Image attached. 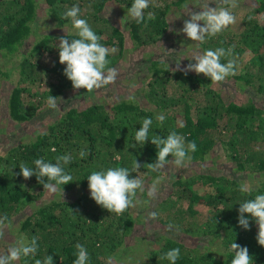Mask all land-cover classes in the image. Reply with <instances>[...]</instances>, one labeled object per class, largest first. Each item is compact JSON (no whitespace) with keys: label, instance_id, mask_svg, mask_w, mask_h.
<instances>
[{"label":"trees","instance_id":"1","mask_svg":"<svg viewBox=\"0 0 264 264\" xmlns=\"http://www.w3.org/2000/svg\"><path fill=\"white\" fill-rule=\"evenodd\" d=\"M41 1L61 28L58 32L38 31L35 20L39 0H0V84L18 69V81L8 98L9 114L17 121H30L46 108L49 95L59 100L72 88L59 55L52 61L46 59L59 51L60 37L79 38L71 19L64 16L73 5L79 6L80 18L102 37L100 43L116 49L108 57L109 67H113L124 52L128 34L138 46L160 40L170 28L168 14L172 7L182 8L188 0H150L145 20H132L128 32L102 13L112 0ZM116 1L127 8L133 3ZM246 3L250 10L242 32L228 27L216 36L206 37L200 45L204 51L232 49V55L221 62L235 60L236 74L227 79H234L240 89L248 92L247 97L229 98L209 77L195 72L185 75L155 59L149 67L148 105L136 104L132 99H119L110 105L100 100L85 106L70 105L32 139L0 152V217L7 215L10 224L18 222L19 233H24L26 240L38 238L35 256L22 257L20 264H35L36 259L43 261L48 255L53 257V264H73L77 243L87 249L89 264H106L109 257L129 247V238L136 237L137 221L142 217L141 210L136 212V203L146 187L137 193L135 207L117 215L91 199L87 177L110 167H127L131 172L135 160L141 167L131 172L130 178H140L144 186L165 173L146 167L157 159L156 146L150 140L143 145L135 141V132L145 118L153 120L149 138L153 134L166 138L175 131L186 144L195 141L197 150L189 153L191 160L186 162H202L217 147L218 155L224 154L229 161L230 170L190 173L193 169L185 168L171 174L168 193L158 201L154 212L162 220L161 212L167 211L163 223L174 227L179 235L156 236L142 264H170L162 257L173 248L180 249L176 264H231L233 242L248 248L253 264H264V247L257 242L255 221L249 217L250 230L238 224L239 204L264 194V0ZM148 12L154 13L155 19L148 20ZM249 53L251 57L242 65ZM12 57L16 58L10 67L1 62ZM1 109L0 94V113ZM158 114L165 116L162 125L156 120ZM82 150L86 152L83 158L79 155ZM65 154L72 157L64 167L73 180L59 186L56 193L47 191L50 199L46 201L47 189L35 175L27 180L19 175V165L35 168L36 159L55 163L57 156ZM168 159L173 157L169 155ZM42 179L48 182L46 177ZM198 181L209 183L212 190L199 192L195 188ZM242 183H248L252 191L242 193ZM63 193L72 196L64 197ZM200 204L207 207L206 212L197 207Z\"/></svg>","mask_w":264,"mask_h":264},{"label":"clouds","instance_id":"2","mask_svg":"<svg viewBox=\"0 0 264 264\" xmlns=\"http://www.w3.org/2000/svg\"><path fill=\"white\" fill-rule=\"evenodd\" d=\"M228 7H209L204 4L200 11H192L188 5L187 14L190 19L184 21L181 31L194 42L203 44L206 37H213L226 30L230 25L236 23V17L230 9L238 6V0H221ZM150 0H133L128 15L137 23L145 20V10L149 8ZM66 18H70L73 27L77 30L79 38L69 40L67 37L59 38V63L66 65L64 75L71 81L75 90L86 89L87 92L99 90L105 86L115 83L118 71L114 67H109V55L115 53L116 49H109L100 43L102 37L98 36L87 20L80 18V8L73 5L64 13ZM147 19H155L152 12L147 13ZM252 19V17H249ZM203 22V26L199 22ZM171 30V29H170ZM232 55V49L217 48L215 50H206L203 53L193 52L192 60L195 63H189L181 68L176 64L173 71H182L185 75L189 72L203 74L209 77L212 83H221L229 76L236 74L235 60H228L222 63L221 59ZM47 105L51 109L58 108L57 97L49 95ZM156 120L162 125L165 116L158 114ZM151 118L143 119L142 126L135 132V141L137 144H145L148 140L157 148V159L155 163H148L146 167L150 171H159L165 168L168 163L177 167H184L186 161L191 160L189 153L195 152L197 146L195 141L185 143L183 136L171 131L166 138L153 134L149 138V132L152 127ZM182 126V125H181ZM135 147V145H133ZM83 158L85 151L79 153ZM171 155L172 160L168 157ZM71 155L65 154L55 158V163L46 162L44 158L34 160L35 168L29 167L24 163L19 165L20 173L25 180L33 175L37 177L38 182L43 184L44 189L51 193H56L59 186L72 182L73 177L65 172V167L71 162ZM116 159H119L117 156ZM141 165L135 160L131 172H135ZM130 170L127 167H110L106 171H93L88 177V187L91 199L96 204L107 209L110 213L122 215L130 207H135V199L138 192H144V182L138 178H130ZM47 178L48 182H43L42 178ZM239 190L242 193L252 191L248 183H242ZM156 192L155 185L148 189V195L154 196ZM238 224L245 230H250L249 217L255 221L258 226L257 242L264 247V194L256 195L239 204ZM245 214H248L246 216ZM150 218L155 219L156 213H150ZM7 215L0 217V239L5 235V228L10 226ZM90 222V221H89ZM171 228V225H169ZM76 259L73 264H89V254L87 249L77 243ZM38 251V238L33 236L30 241L21 237L15 245L7 249V253L0 255V264H14L22 257L35 256ZM230 251L234 252V258L231 264H253L246 246L237 243L230 245ZM180 257V249L173 248L169 250L162 258L167 259L170 264H176ZM114 257H109L107 264H113ZM35 264H53V257L48 255L42 260L36 259Z\"/></svg>","mask_w":264,"mask_h":264},{"label":"rangeland","instance_id":"3","mask_svg":"<svg viewBox=\"0 0 264 264\" xmlns=\"http://www.w3.org/2000/svg\"><path fill=\"white\" fill-rule=\"evenodd\" d=\"M245 2V3H244ZM116 0L109 1L104 9V15L109 17L111 21L116 23L125 32L129 31V25L132 19L128 15L127 7L122 4H118ZM204 4H209V7H228L224 5L221 0H188V8L192 11H200V7ZM236 17V23L229 27L237 32H242L246 27L245 15L250 10V5L246 3V0H238V6L234 9H230ZM35 24L39 32L55 31L58 32L61 28L57 27L55 20L49 14L48 8L45 3L39 0L38 14L36 16ZM170 25L169 30L158 41H154L148 44L135 45L133 38L127 35L125 42L124 52L117 59L116 64L113 66L118 71V76L115 83L109 84L102 89L94 90L93 92H87L86 89L75 90L68 89L66 93L57 100L58 108L51 109L46 108L36 115L30 121H17L14 120L8 110V98L12 87L18 81V69L16 68L11 72L9 78H4L0 84V94L2 100V109L0 113V152H4L8 147L23 141L32 139L38 131L44 129L51 118L57 114H61L62 111L70 105L85 106L96 100L105 102L107 105L119 99H132L136 104H149L150 98L148 94V80L150 79V65L152 60H161L162 65L169 66L172 70L176 68V64L179 63L181 68L186 67L189 63H195L192 60L193 52L203 53L204 50L199 42L191 41L185 33L181 31L184 25V21L190 19L185 7L178 8L172 7L171 12L168 14ZM201 24V22H199ZM171 29V30H170ZM72 30V28H71ZM56 52V53H55ZM49 54L47 61H52V58H56L59 55V51H55ZM251 54L249 53L242 59V65H245ZM16 57L11 59H2L1 62L5 66L10 67L12 61ZM12 60V61H11ZM203 75V74H201ZM234 79H227L221 83H214L219 89H221L229 98L247 97L248 92L240 89L235 83ZM82 93L84 95H82ZM179 122L183 123V119L179 117ZM220 150L217 149L211 153L207 159L202 162L191 163L186 162L184 167H177L172 163H168L164 169L165 173L157 177L153 182H147L146 193L141 196L137 204V211L141 210V218L137 221L136 237L129 238L131 243L125 250H121L114 257L113 264H142L147 258L148 250L154 246L156 236L158 235H170L178 236L176 229L169 228L168 224L163 223V220L167 217V211L161 212L162 220L157 217L155 219L150 218V213L154 212L155 206L159 200L168 193L170 185L171 174L182 172L185 168L193 169L189 170L193 172H228L230 170L229 161L226 160L224 154L218 155ZM193 165V166H190ZM186 169V170H187ZM155 185L156 192L154 196L148 195V189ZM195 188L199 192L207 193L212 190V186L204 181H198L195 184ZM46 190V189H45ZM44 200L50 199V193H47ZM65 196H72L70 193H63ZM201 212H206L207 207L205 205H198ZM5 235L0 239V255L7 253V249L15 245L21 237L25 238L24 233H19L18 222H13L9 227L5 228ZM139 235V237H138ZM147 236V238H141ZM26 239V238H25ZM20 261L14 262V264H20ZM107 264V263H106Z\"/></svg>","mask_w":264,"mask_h":264}]
</instances>
